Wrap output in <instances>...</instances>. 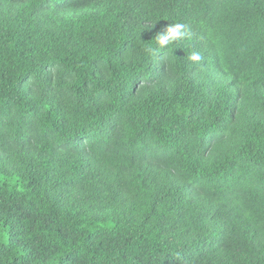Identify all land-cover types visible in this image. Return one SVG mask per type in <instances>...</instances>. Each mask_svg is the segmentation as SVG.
Returning a JSON list of instances; mask_svg holds the SVG:
<instances>
[{"label":"trees","instance_id":"trees-1","mask_svg":"<svg viewBox=\"0 0 264 264\" xmlns=\"http://www.w3.org/2000/svg\"><path fill=\"white\" fill-rule=\"evenodd\" d=\"M0 264H264V0H0Z\"/></svg>","mask_w":264,"mask_h":264},{"label":"clouds","instance_id":"clouds-1","mask_svg":"<svg viewBox=\"0 0 264 264\" xmlns=\"http://www.w3.org/2000/svg\"><path fill=\"white\" fill-rule=\"evenodd\" d=\"M184 25L182 23H173L169 25L165 31L155 36L157 45L161 48L172 44L173 42L183 39L185 32L183 31ZM192 61H199V53L193 52L189 57Z\"/></svg>","mask_w":264,"mask_h":264}]
</instances>
